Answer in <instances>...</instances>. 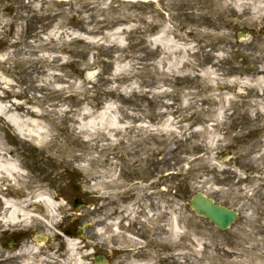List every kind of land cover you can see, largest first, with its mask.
<instances>
[{
  "label": "rangeland",
  "instance_id": "374dc122",
  "mask_svg": "<svg viewBox=\"0 0 264 264\" xmlns=\"http://www.w3.org/2000/svg\"><path fill=\"white\" fill-rule=\"evenodd\" d=\"M8 163L19 174L0 177V264H264V0H0V170ZM161 169L165 198L147 220L136 181L158 191ZM195 192L238 221L222 232L196 217L185 207ZM41 193L51 224L29 207ZM5 195L44 221L4 223ZM155 231L161 262L136 258ZM35 233L50 235L41 248Z\"/></svg>",
  "mask_w": 264,
  "mask_h": 264
},
{
  "label": "flooded vegetation",
  "instance_id": "af4514ba",
  "mask_svg": "<svg viewBox=\"0 0 264 264\" xmlns=\"http://www.w3.org/2000/svg\"><path fill=\"white\" fill-rule=\"evenodd\" d=\"M165 169H161L160 173L158 174V176L161 178L165 177ZM157 174L154 173V176H156ZM137 184L139 185L140 189L142 190L140 193L142 194V197H144V201L147 203V205H142L139 208L140 212V216H145L147 220H149L151 218L152 215H154V210H156L155 208V196L158 192V194L160 196H162V198H165V181L164 178L162 181H160V184H162L161 186H159L158 191H156V188L154 185L149 184L148 180L146 179V176L144 177V179H140L138 181H136ZM148 182V183H147ZM146 186V189H145ZM135 188H137L135 186ZM135 193H131V195H134ZM110 211H109V210ZM107 214V219H112L113 217H115V211L113 210V207L110 206L107 208L106 210ZM100 213V222H103V220L105 219V216H103V211L99 210ZM158 231H155L154 236L152 232H149V234H147V236H144L143 234L140 235V239L144 242L143 244H141L139 246L140 249H138V254L135 255L136 258L138 259H144V258H150L148 255H152L155 260L160 263L161 259L163 257V253H162V249L160 247L156 246V240H158ZM14 241V243H16V245L18 244L17 242V238L14 237L12 239ZM153 240V241H152ZM155 240V241H154ZM117 256L119 257H123V255L118 254ZM132 258V257H131ZM116 264H120V263H116Z\"/></svg>",
  "mask_w": 264,
  "mask_h": 264
},
{
  "label": "bare ground",
  "instance_id": "6f19581e",
  "mask_svg": "<svg viewBox=\"0 0 264 264\" xmlns=\"http://www.w3.org/2000/svg\"><path fill=\"white\" fill-rule=\"evenodd\" d=\"M40 138V136H37L38 140ZM40 142V141H38ZM19 174V169L18 166L13 164V163H8V165L6 167H4L3 169L0 170V177H7L10 178L11 180H15V178L18 176ZM2 200V206H3V213H4V217L2 218L4 223H22L25 222L26 224H28L33 217H37L39 218L37 215H32L31 212H27L26 210H22V207L18 206L19 204L16 203L14 200H12L11 198L8 197V195L3 196V198H1ZM33 204V205H32ZM34 204L37 206V208H40V206H43L45 209V214L43 215V217L47 216L46 223L47 224H51L52 220L54 219V211H55V205L53 203V199L48 196L46 193H41L39 195L36 196L35 200L33 202L30 203L29 207L34 206ZM41 209H43L41 207ZM44 211V210H43ZM47 214V215H46ZM51 220H49V219ZM176 231H174L175 234ZM48 236V234H46ZM46 235H44L46 237ZM73 248V247H71ZM30 251L36 253L39 251V247H32V249H30ZM70 251H72V249H70ZM31 252H29L31 254ZM1 264H9L8 261H3ZM22 264H33V262H26Z\"/></svg>",
  "mask_w": 264,
  "mask_h": 264
},
{
  "label": "water",
  "instance_id": "95a60500",
  "mask_svg": "<svg viewBox=\"0 0 264 264\" xmlns=\"http://www.w3.org/2000/svg\"><path fill=\"white\" fill-rule=\"evenodd\" d=\"M246 36L247 31H241L237 34L236 39L239 40L240 38H246ZM221 161H224V158H222ZM83 205H85V203L80 199H76L73 202L75 209H78ZM188 207L192 208L196 215L207 218L211 223H214L220 229L228 228L236 220L235 212L215 205L212 200L208 199L201 193H196L190 199L188 202ZM84 228H86V225L78 229V238L84 237ZM34 239L39 243L41 242L42 237L36 236ZM101 260L102 259L99 258L96 259L95 262L98 263ZM102 262H104V260H102Z\"/></svg>",
  "mask_w": 264,
  "mask_h": 264
}]
</instances>
